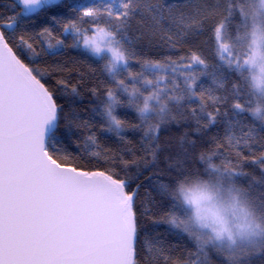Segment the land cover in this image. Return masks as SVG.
<instances>
[{"label":"trees","instance_id":"1","mask_svg":"<svg viewBox=\"0 0 264 264\" xmlns=\"http://www.w3.org/2000/svg\"><path fill=\"white\" fill-rule=\"evenodd\" d=\"M122 2L58 0L47 9L23 14L26 10L19 0H0V31H3L17 58L33 70L62 108L55 135H50V147L58 159H67L69 163L87 170L114 171L128 181L126 191H137L135 213L140 227L135 245L136 264H165L164 256L168 258L167 264H191L194 260H198V264H227L226 254L212 247H205L207 258L198 253L188 234L173 229L165 218L173 203L168 191L176 181L185 174H205L202 154L210 156L214 164L221 165L227 161L235 166L234 171L239 175L234 177V182L242 187L255 210L264 213V167L256 159L264 153V124L253 120L247 111L236 112L232 108L235 101L248 108L251 98L242 75L218 59L214 40V25L223 21L228 13L223 11L222 0H139L127 27L113 29L119 33L116 38L131 53V71L143 72L154 82L152 87H146L136 81L144 95L155 89L158 76L166 78L161 87H166L169 94L181 92L186 86V78H198L194 85L195 103L183 100L180 106L170 103L169 119L172 116L176 119L163 125L157 133L161 147L153 157L149 149L157 142L148 143L149 138L144 134L147 124H141L133 108H117L116 114L128 122L119 136L102 130L107 125L101 101L106 100V88L111 86V76L104 67L108 59L89 53L83 47L82 35L77 37L71 30L68 33L64 31L65 25L75 24L81 32L90 35L95 27L107 26L110 11L123 10L120 8ZM87 8H93L99 15L83 17L82 13ZM240 19L239 8H236L225 22L223 42L230 46L241 36L242 27L237 29ZM111 23L119 24L114 17ZM8 24L12 27H5ZM44 29H48L51 36L44 33ZM21 38L28 41L31 48L22 43ZM57 40L61 41L59 45ZM193 54L202 58L205 65L193 64ZM145 60L162 63L174 60L177 62L176 71L173 72L171 66L165 70L142 67ZM189 64L192 67H185ZM121 72V78L127 79V72L123 69ZM57 81H64L67 88ZM94 88L97 96L92 94ZM129 88L131 90V81ZM201 94L209 110H213L209 94L222 101L218 105L221 115L217 122L207 127L206 117L199 111ZM120 96L126 103L127 94ZM193 110L196 117L192 115ZM197 117L200 118L199 124ZM150 122L157 123L155 113L151 114ZM228 124L232 125L231 134L238 140L251 130V139L246 145L228 143ZM133 125H139V128L134 129ZM90 133H95L96 144L87 139ZM162 184L167 185V191L161 188ZM244 264H264V253L247 257Z\"/></svg>","mask_w":264,"mask_h":264},{"label":"snow or ice","instance_id":"2","mask_svg":"<svg viewBox=\"0 0 264 264\" xmlns=\"http://www.w3.org/2000/svg\"><path fill=\"white\" fill-rule=\"evenodd\" d=\"M138 2L123 0L120 5L123 10L114 13L110 11L107 26L95 27L93 35L81 32L75 24L65 25L64 31L68 33L71 30L77 37L82 35L83 46L95 56L108 54V62L104 67L111 76V86L106 88V100L101 101L107 125L102 130L119 136L128 122L121 119L116 110L125 106L133 108L141 124H147L144 134L149 138L148 143L157 142L155 147L149 149L155 157L161 147L157 133L163 125L176 119L174 116L169 119L170 103L174 102L177 106H180L182 100L195 103L194 85L198 78H186L185 88L173 94H169L166 87H161L165 83L164 76H158L155 89L148 95H144V91L136 86V81L146 87H152L154 82L143 72L131 71V53L116 38L119 33L113 29L127 27L137 10ZM243 2L222 0L223 11L228 15L213 28L218 59L227 60V67L234 68L237 73L242 67V54L234 52L222 42V38L226 33L225 22L235 13L236 8H239L240 18L244 15L245 9L241 7ZM19 3L26 10L23 14H28L47 9L57 4L58 0H19ZM97 15L98 11L93 8H87L82 13L83 17L89 18ZM113 17L119 24L111 23ZM241 24L240 19L237 29ZM5 27L11 28L12 24ZM44 33L51 36L48 29H44ZM21 42L31 48V44L23 38ZM60 43V40L56 41L57 45ZM191 61L193 64L205 65V61L196 54L191 56ZM176 65L174 60L168 63L145 60L142 67L165 70L171 66L175 72ZM185 67L190 68L192 65ZM121 69L127 72V79L121 78ZM57 83L67 88L64 81ZM173 83L176 85L175 80ZM72 91L76 92L75 86ZM92 94L97 96V89H92ZM120 94H127L126 103ZM165 96L167 99H164ZM209 96L213 110H209L203 94L200 97L199 111L206 117L205 127L216 123L221 115L218 107L221 99ZM232 108L236 112L246 111L238 101L232 103ZM61 111L54 94L41 83L30 67L13 54V48L9 47L6 36L0 31V264H136L135 243L140 227L135 213L137 191H126L128 181L114 171L87 170L69 163L67 159H58L50 147V134L55 135ZM152 113L156 114L157 123L150 122ZM192 115L197 116L195 110ZM199 122L200 118L197 117ZM132 127L139 128V125ZM68 132L71 133V127ZM231 133L232 125L228 124L226 137L230 145H246L251 139V130L239 140ZM87 139L96 144L95 133L88 134ZM256 159L264 167V153ZM201 160L209 167H216L210 156L202 154ZM221 165L226 174L225 179L233 181L239 175L234 171L235 166L227 161ZM161 188L167 191V185L162 184ZM171 200L173 203L169 206L165 222L173 229L187 233V227H182V217L186 215V210L174 199ZM212 248L226 254L227 264H244L247 257L264 253V239L238 243L227 251L219 247ZM197 249L198 253L207 258L208 253L203 245ZM159 259L158 256L157 261ZM163 259L167 264V256ZM191 264H198V260L191 261Z\"/></svg>","mask_w":264,"mask_h":264},{"label":"clouds","instance_id":"3","mask_svg":"<svg viewBox=\"0 0 264 264\" xmlns=\"http://www.w3.org/2000/svg\"><path fill=\"white\" fill-rule=\"evenodd\" d=\"M241 7L242 44L233 51L242 54V75L251 104L246 111L264 124V0H244ZM222 165L209 167L204 175H186L168 191L186 215L182 217L189 238L198 247L225 251L238 243L264 239V213L257 212L242 187L225 179Z\"/></svg>","mask_w":264,"mask_h":264},{"label":"rangeland","instance_id":"4","mask_svg":"<svg viewBox=\"0 0 264 264\" xmlns=\"http://www.w3.org/2000/svg\"><path fill=\"white\" fill-rule=\"evenodd\" d=\"M94 34V32H92L90 35H93ZM222 42H223V38H222ZM223 43H225V42H223ZM226 45H228V46H230L229 44H227V43H225ZM241 44H242V37L241 36H239L238 37V40H234V42H232V45H231V47L233 48V49H236V48H238L239 46H241ZM84 47V46H83ZM85 48V47H84ZM86 49V48H85ZM89 53H91L88 49H86ZM234 52H236V51H234ZM92 55H94L93 53H91ZM95 56V55H94ZM106 57L107 59L109 58L108 57V54L107 53H102L100 56H96V57ZM224 63H226L227 64V60H225V61H223Z\"/></svg>","mask_w":264,"mask_h":264},{"label":"water","instance_id":"5","mask_svg":"<svg viewBox=\"0 0 264 264\" xmlns=\"http://www.w3.org/2000/svg\"><path fill=\"white\" fill-rule=\"evenodd\" d=\"M13 54H14V52H13ZM15 55V54H14ZM55 131V130H54ZM51 135V134H50ZM135 245H136V243H135ZM134 260H135V253H134Z\"/></svg>","mask_w":264,"mask_h":264}]
</instances>
